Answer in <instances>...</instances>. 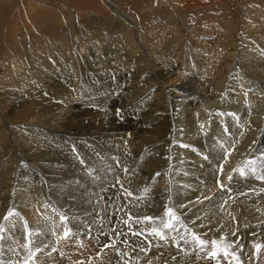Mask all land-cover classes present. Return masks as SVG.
<instances>
[{"label":"bare ground","instance_id":"bare-ground-1","mask_svg":"<svg viewBox=\"0 0 264 264\" xmlns=\"http://www.w3.org/2000/svg\"><path fill=\"white\" fill-rule=\"evenodd\" d=\"M7 1L0 0V54L3 44L8 45L9 54L0 56V62L18 59L20 68L13 69V80L23 88L31 74L48 68L34 50L52 54L51 62L67 78L63 83L59 81L57 90L51 89L57 96L62 95L55 97L61 103L42 104L40 99L32 97L27 102L18 101L13 105V112L7 114L9 119L23 117L38 123L26 127L24 149L20 150L6 137L7 122L0 124V264H14L17 256L21 259L24 256L22 264H44V257L52 262L57 256L56 248L64 253L66 249L72 252L71 256L63 255L62 264H81L78 261L82 256L81 248L86 245L79 241L86 238L82 230L89 231L92 256L91 263L83 264H121L122 260L124 264H185V258L191 264H215V259L208 255L213 239L218 244H231L229 251L236 255L239 247L253 251V246L260 244L264 249V156L256 151L259 142H264V72L261 62L256 60L257 51L264 49L263 3L259 2L260 10H253V24H248L250 20L247 24L239 23L237 10L229 8V17L219 28L220 35L226 38L223 40L226 49L203 46L195 52L190 42L192 38L198 41L199 29L194 25L183 29L177 13L197 17L198 10L192 6L206 5L202 0H172L175 6L179 4V10L167 8L164 0H114L113 4L109 3L110 8L105 0ZM116 1L127 8L119 9ZM227 1L231 4V0ZM128 9L134 13L141 10L143 19L151 9L160 14L151 17L149 23H141L143 30L137 35L126 13ZM140 15L137 16L141 20ZM155 19L159 21L156 23ZM171 20L175 22L174 30L155 37L164 28L163 21ZM90 21L92 30L85 28V24H92ZM118 21L124 22L117 24L124 29L121 38L103 33V26ZM32 29L37 31L31 33ZM147 29L150 35L146 36ZM164 44L169 46L168 50L166 46L159 50ZM22 49L28 50L30 65L23 63ZM87 50L91 58L84 56L83 65H78L69 55L74 52L77 56L76 53ZM159 51L166 55H160ZM143 52L145 57L140 64ZM123 61L127 62L126 70L119 74L117 65ZM180 62L182 69H188L184 72L191 73V79L189 74L182 75L178 71ZM60 64L67 67V71H63ZM104 65L109 69L97 72ZM189 69H196L200 76L192 75ZM246 73L256 77L260 86L246 80ZM196 77L201 79L197 78V82L193 80ZM243 79L244 83L237 89ZM157 82L165 83L164 87H157ZM1 83L14 90L17 88L6 79ZM168 87L172 91L165 90ZM25 94L28 97V93ZM4 102L0 97V104ZM165 102L167 108L163 106ZM82 104L89 107L78 111ZM43 113L51 115L39 120ZM93 115L97 116L96 121ZM0 120L4 121L3 115ZM65 143L76 152V156L66 157L68 160L61 151ZM39 144L53 145L57 150L45 157L38 150ZM50 150L45 153L50 154ZM55 154L58 157H54ZM50 161L60 166L54 164L52 168ZM51 168L57 173L56 177ZM242 169L250 188L248 193L245 189V195L235 189L243 181L239 176ZM47 171L51 175L46 174ZM46 190L51 197L44 196ZM59 192H64L69 201L60 203L65 194L61 197ZM89 192L94 194L91 203L101 199L104 206L100 221L96 208L89 206ZM239 194L248 196L257 208L252 212V219L240 208L245 197ZM78 196L85 204L83 209L80 207L84 218L67 220L74 224V230L68 228L66 221L55 219L50 225L55 227L56 237L52 239L58 244L51 245L38 214L45 217L46 207L52 202L60 211L69 209L67 212L73 215L71 208ZM166 208L181 222L184 220V224L176 226L177 231H183L185 226L209 241L203 250L196 247L197 259L193 255L196 251L180 250L176 247L178 244H170L166 236L161 240L150 233L152 228L163 229L162 222L169 219L165 215ZM145 216L153 219L146 221ZM66 228L67 236L64 235ZM107 230L110 232L106 236L98 234ZM164 233L171 235L172 231L166 229ZM221 236L223 241H220ZM27 250L32 259L25 257ZM215 258L221 261L223 252L219 251Z\"/></svg>","mask_w":264,"mask_h":264},{"label":"rangeland","instance_id":"rangeland-1","mask_svg":"<svg viewBox=\"0 0 264 264\" xmlns=\"http://www.w3.org/2000/svg\"><path fill=\"white\" fill-rule=\"evenodd\" d=\"M2 1H6V2H8L7 0H2ZM103 2H104V0H102ZM106 1V6H107V8H110V5L111 4H113L114 2H112V1H114V0H105ZM165 1V3H166V5H167V8H171V9H174V10H179V8L177 7L179 4H177L176 6L173 4V1L172 0H164ZM203 2H206V5H203V6H199V5H196L195 6V4L192 6L194 9H197L198 10V16L197 17H195V16H191L189 13H186L185 14V16H184V14H182V13H180L179 14V12L177 13V15H178V23H179V20H180V23H181V26H182V28L183 29H186L187 27H189V26H192V25H194V26H196L198 29H199V32L201 33H197V35L198 36H196L197 38L199 37V39H198V41L196 42V40H192L191 39V44H192V46L195 48L194 50H195V52H199V50H198V48L199 47H206V46H208V47H210L211 49H213V50H220L219 48L220 47H222V48H225L226 49V45H225V43L223 42V40L224 41H226V38H224L223 36H221L220 35V33L222 34V31H221V29H219V28H221V25L223 24V22H224V20L225 21H227V19H228V17H229V8H231V7H233L235 10H237V14H238V22L239 23H241V21H242V23L244 22V23H246L247 24V22H248V24L250 23V24H253V19H252V16H254V12H253V10H260L259 9V7H260V3L259 2H261V3H263V6H264V0H231V4H229V3H227L228 1L227 0H222L221 2L223 3H221L220 2V0L218 1V0H211V1H209V0H202ZM224 1L226 2L225 4H224ZM256 1V2H255ZM61 2V1H60ZM256 3V5H254L255 3ZM109 3H111V4H109ZM116 3V5L118 6V8L119 9H123L124 10V8L123 7H126L125 5H124V3H118L117 1L115 2ZM169 3V4H168ZM254 3V4H253ZM252 4H253V6H252ZM258 4V5H257ZM260 4V5H259ZM7 5V4H6ZM153 5H154V7L156 6V3H153ZM223 5H224V8H223ZM12 8H13V5H12V3H11V5H10ZM9 6V7H10ZM221 6H222V8H221ZM127 8V7H126ZM205 9V10H204ZM141 10H137L135 13L134 12H132V11H130L129 9L126 11V13H127V15H129L128 16V18H130V20H131V22H132V24H134L132 27L134 28V30H135V32H136V34L137 35H139L141 32H142V28H141V25L142 24H144L143 22H146V21H148L147 23H149V22H151V17L152 18H154L155 16H158L157 14H160V13H157L156 14V12H154V10L153 9H151L150 11H149V15L145 18V19H143L142 18V15H140L141 14V12H140ZM173 12V11H172ZM244 12H246L245 14H244ZM174 13V12H173ZM137 15H140L141 16V20L138 18V16ZM246 15V16H245ZM247 15H250L249 17L247 16ZM263 15V16H262ZM262 15H260V16H262L263 17V21H264V13L262 14ZM174 16H176L175 14H174ZM225 16V17H224ZM259 16V18H261ZM182 17V18H181ZM203 17V18H202ZM217 18V19H216ZM226 18V19H225ZM247 18V19H246ZM249 18V19H248ZM197 19H199V20H197ZM150 20V21H149ZM175 20H177V16L175 17ZM214 20V21H213ZM223 20V21H222ZM240 20V21H239ZM120 21V20H119ZM118 21V22H119ZM155 21H156V23L159 21V19H155ZM253 21V22H252ZM116 23V22H113V24H112V22L108 25H106L105 27L103 26L102 28H103V30H104V34H106L107 32H108V34H112V36L114 37V38H121L122 36H123V34H124V29H120V28H118V26H117V24H119V25H123V23L124 22H119V23ZM90 23H92V24H85V28L87 27L88 29H90V30H92V25H93V22H91L90 21ZM142 23V24H141ZM179 23V24H180ZM175 22L174 21H169V22H166V21H163V25H164V28L161 30V31H159V34L158 35H156L155 37H160V36H162V35H164V34H166V33H170V29L171 30H174V28H175ZM221 24V25H220ZM148 25H150V24H148ZM162 25V24H161ZM171 25V26H170ZM173 25V26H172ZM207 25V26H206ZM218 25V27H216ZM110 26H112L111 28H109ZM171 27V28H170ZM210 29H209V28ZM253 27V26H252ZM33 28H35V27H33ZM169 30H168V29ZM213 30H212V29ZM208 29V30H207ZM218 29V30H217ZM212 30V31H211ZM215 30V31H214ZM35 31H37V29H32L30 32L32 33V32H35ZM91 32H93V31H91ZM152 32H153V30H152ZM156 32H157V30L155 29V34H156ZM102 34V33H101ZM144 34V33H143ZM145 34H146V36L147 35H150V30H148L147 29V31L145 32ZM200 34V35H199ZM208 34V35H207ZM214 34V35H213ZM217 34V35H216ZM26 38H28V36L27 35H24ZM107 36V35H106ZM203 36V37H202ZM206 36V37H205ZM219 36V37H218ZM102 37V36H101ZM195 37V38H196ZM194 38V39H195ZM196 38V39H197ZM204 40H203V39ZM215 38V39H214ZM222 38V39H221ZM166 39V38H165ZM1 40H4L3 38L1 39ZM206 40H208V41H206ZM220 40V41H219ZM203 41V42H202ZM239 41V40H238ZM105 42H106V38H105ZM196 42V43H195ZM166 43V42H165ZM217 43H219L218 45H217ZM199 44V45H198ZM142 45V44H141ZM144 45H145V43H144ZM146 46V45H145ZM164 46H166V44H164L163 45V47H162V49L161 48H159V50H163V48H164ZM166 48V50H168V48H169V46H166L165 47ZM197 48V49H196ZM217 48V49H216ZM106 50H109L108 49V47H106ZM106 50L104 49V52H106ZM72 51H75V50H72ZM72 51H69V52H72ZM161 51H159V53H160V55H163V56H165L166 54H164L163 52H161ZM22 52H24V56H25V58H28V59H25V58H23L24 59V61H23V63L25 62V63H28L29 65H30V63H31V60H30V58H29V52H28V50L27 49H22ZM34 52H35V54H37L40 58H41V60H42V63H47V65H48V68L46 69H39L38 70V72L37 73H34V74H31L32 75V77H31V79L29 80V81H26L25 83H24V85H23V88H21L20 86H19V83L18 82H16V81H14L13 80V76H12V73H13V69L14 68H20V62H18V59H15V60H11V59H6L7 60V63L6 62H0V97L3 99V100H5V102L3 103V104H0V115H3V120L5 121H1L0 120V124L1 125H5V123L7 122V129H6V131H5V135H6V137H9L11 140H12V142H14L15 143V145L20 149V150H22V149H24V146H23V144H22V142H27V140H25L24 141V136L26 135V127L27 126H29V127H33V125L35 126V125H37L38 123L36 122H34V121H32V120H26V119H23V117L20 119V118H15V119H9V117L7 116V114L8 113H10V111L11 112H13V105H15L16 103H19V102H21V103H23V102H27V99H32V97H33V99L36 97L37 99H40L41 100V102H42V104H45L46 102L47 103H54V102H60L61 103V100H55L56 98H60V96H62V95H59L58 94V96H57V93H55V92H53L52 90H57L56 88H58V87H60V82L61 83H63V82H65V79L67 78V76H66V74L65 73H63V72H61V69L60 68H57V67H55V63H53V61L51 62V57H52V54H46V53H44V52H39V51H37V50H34ZM39 52V53H38ZM73 54H69L71 57H72V59H73V61L74 62H77L78 63V65H83V63H84V56H86V57H90L91 58V56H89V53H88V50H87V52L86 53H81V54H78V53H76L77 54V56L74 54V52H72ZM9 54V52H8V45L7 44H3V48L1 49V54H0V56H7ZM40 54V55H39ZM45 54V55H44ZM85 54V55H84ZM80 55V56H79ZM145 55V53L143 52V53H141L140 54V56H141V58L139 59V63L140 64H142L143 63V60H144V58H143V56ZM257 58L258 59H256V60H259L260 62V65H261V67L260 68H262V70H263V72H264V49H262V50H260V52L259 51H257ZM58 56V55H57ZM145 57V56H144ZM6 58V57H5ZM80 58V59H79ZM59 60V59H58ZM77 60V61H76ZM142 60V62H140ZM11 61V62H10ZM44 61V62H43ZM138 64V63H137ZM60 65H62V64H60ZM127 65V62L126 61H123V64H119V65H117V70L119 71V74H121L120 72L121 71H125L126 70V68H124V66H126ZM180 66H179V72L181 71L182 72V75H184V74H189L188 76H189V78H190V72H184V70H188L186 67H184V69H182V63L180 62V64H179ZM46 66V65H45ZM76 66V65H75ZM105 67H101V69H99L97 72H101V70H105V71H107L109 68L107 67V65H104ZM157 66H160V64H159V62L157 63ZM239 66V64L237 65V67ZM60 67H62L64 70L63 71H67L65 68H67V67H65V66H60ZM77 67V66H76ZM138 69H139V66H136ZM164 67V66H163ZM161 68V67H160ZM92 70V68L90 69V74L92 75L93 74V72L91 71ZM95 70H97V69H95ZM103 70V71H104ZM183 70V71H182ZM39 71H42V74L41 73H39ZM53 71H55V72H58V73H54ZM88 71V70H87ZM189 71H192V75H194V76H196V74L198 75V76H200V74L197 72V70L196 69H192V70H190L189 69ZM50 72V73H49ZM62 73V74H61ZM105 74V73H104ZM90 75V76H91ZM246 75V80H251L253 83H254V85H256L257 87L258 86H260V81L259 80H257V78L256 77H254V76H250L248 73H246L245 74ZM63 76H64V78H63ZM213 76V75H212ZM50 78V79H49ZM197 78H199V79H201L200 77H196V79L195 78H193V80H196L197 82H198V79ZM4 79H6V80H9V81H11L15 86H17V88H16V90H14L13 88H9L8 86H6V85H4V84H2L1 82L4 80ZM45 79H47L48 81H45ZM191 79V78H190ZM42 80H43V82H42ZM50 80V81H49ZM46 83H45V82ZM60 81V82H59ZM56 84H55V83ZM201 82V81H200ZM244 83V79L241 81V82H239V84L237 85V89H239L240 87H241V85ZM48 84V85H47ZM164 85H165V83H163V82H157V87H164ZM32 86H34V88H32ZM52 86V87H51ZM41 88H42V90H43V92H40V90H41ZM31 89H34V90H31ZM52 89V90H51ZM24 90L25 91H27V92H24ZM41 90V91H42ZM164 90V89H163ZM165 90H167V91H172V89L170 88V87H168V89H165ZM11 91V92H10ZM17 91V92H16ZM31 92H33V94L31 93ZM190 92H192V91H190ZM6 93V94H5ZM12 93V94H11ZM18 93V94H17ZM23 93V94H22ZM25 93H28V97H27V94H25ZM40 93V94H39ZM11 94V95H10ZM30 94H32V95H30ZM56 94V95H55ZM42 97H41V96ZM15 96V97H14ZM29 96H31L30 98H29ZM38 96V97H37ZM191 96V95H190ZM264 96V95H263ZM9 97V98H8ZM44 97V98H43ZM56 97V98H55ZM201 98V97H200ZM202 98H204V96L202 95ZM231 98V100L233 101V102H235V99L233 98V97H230ZM229 98V99H230ZM233 98V99H232ZM13 99H15V100H13ZM21 99V100H20ZM45 99H47V101L45 100ZM50 100H52V101H50ZM10 101V102H9ZM19 101V102H18ZM245 104H248V102L247 101H245ZM264 105V104H263ZM108 106V105H107ZM107 106H105V108L106 109H108V107ZM164 108H167L168 107V104L165 102L164 103ZM245 107H247L246 105H244ZM84 107V108H83ZM89 106H83V104H82V106H79V109H78V111L80 110V109H85V108H88ZM110 111H111V109H110ZM212 111H215V110H212ZM242 111V110H241ZM99 113L100 112H98V114H96L97 116L99 115ZM44 114V113H43ZM41 114V116H40V119L39 120H43V119H46V118H48V117H50V113L49 114ZM241 114H243V111L241 112ZM59 116H61V115H59ZM97 116H94L93 115V119L96 121L97 120V118H94V117H97ZM22 119H23V121H22ZM38 118H36L35 120H37ZM15 120V121H14ZM2 122V123H1ZM84 122H86V120L84 121ZM28 123V124H27ZM20 134H22L23 135V137L21 136V138H20ZM55 142V141H54ZM238 143V142H237ZM260 143V146H258V149H256V151H257V153L258 154H260V155H262V157L264 156V142H262V141H260L259 142ZM212 144V143H211ZM22 145V147H20ZM43 146V147H42ZM44 146H45V148H44ZM52 146L53 145H46V144H39L38 145V150H39V152H41V153H43V155H45V157H49V156H51V153H53V152H56V150H57V147L56 146H53V148H52ZM260 147V148H259ZM50 148H52L51 150H50ZM55 148V149H54ZM50 150V154L49 153H45V152H48V150ZM46 150V151H45ZM53 150V151H52ZM60 151V150H59ZM63 153H64V158H65V160H68L69 159V157H71V156H76V152H75V150H74V148H71L70 147V145L69 144H66L65 143V145L63 146V148H62V150H61ZM259 151V152H258ZM263 151V152H262ZM71 152V153H70ZM47 154V155H46ZM68 155V156H67ZM54 157H58L57 156V154H55V156ZM54 157H52V158H54ZM68 159H67V158ZM51 158V159H52ZM264 158V157H263ZM76 162H78L79 161V159H76L75 160ZM32 163H33V161H31ZM46 162V161H45ZM49 164H51V161H50V163ZM54 164H56V167L57 166H60V164H58V163H55V162H53L50 166L53 168V166H54ZM55 167V168H56ZM50 169V170H52V172H53V177H56V172L55 171H53V169ZM243 171H244V169H242ZM245 172V171H244ZM46 174H50L51 175V173H49V171H47V172H45ZM239 176H241L242 178V180L244 181H240L239 183L241 184L239 187H236L235 189L238 191V193H240V191H242L243 193H244V195L246 194V193H248V191L247 190H249L250 188H248V184H247V181H246V179L243 177V175H239ZM246 177V176H245ZM247 178V177H246ZM236 179H238V177L235 175V178H234V183L236 184V182H235V180ZM229 182V181H228ZM233 182H231V184H234ZM238 183V182H237ZM249 183V182H248ZM234 184V185H235ZM239 188V189H238ZM242 188V189H241ZM247 188V189H246ZM5 189H7V188H5ZM234 189V190H235ZM243 189H244V191H243ZM245 189H246V193H245ZM7 191H8V189H7ZM49 194L48 193V191L46 190L45 191V197L46 198H49V197H51L50 195H47V194ZM8 194V193H7ZM59 194L61 195V197H63V195L65 194L64 192H62V193H60L59 192ZM89 194H90V192H89ZM47 195V196H46ZM92 195V196H91ZM93 193L92 194H90V196H89V198L87 199V200H89L88 202H89V206H92L93 208H96V215H97V219L100 221L102 218H103V214H104V206L102 205V202H101V199H100V203L97 201V200H93V203H91L90 202V200H92L93 199ZM240 195V194H239ZM240 196H242V198H247L248 196H243L242 194L240 195ZM64 197L65 198H62V202H60V203H66L67 201H69V197H67V195L65 194L64 195ZM244 198V202L242 203V204H244V205H242V206H240V208L244 211V212H247L248 213V215H249V218L250 219H252V216H253V210L255 209V210H257V208L256 207H254L253 206V204H251L250 203V198L248 197V200L247 199H245ZM138 198H136V199H134V200H137ZM140 200H141V198H139ZM249 201V202H248ZM5 202L7 203V206H8V202H7V199L5 200ZM248 202V203H247ZM5 203V204H6ZM48 204H51V205H47V207H46V211H45V213H46V215H45V217L44 216H41L40 214H38V216L41 218V222L40 223H42L43 225H42V227H43V229L45 228H47V227H50V228H48L49 230H51L50 232H49V230L48 229H44V231L46 232V234L48 235L47 237L51 240V242H52V244L51 243H48V244H51V245H53L54 243H55V245L56 244H58L57 242H56V239L55 240H53L52 239V237H54L55 236V231H54V228H53V224H52V226L50 225L51 223H53L54 222V220L55 219H57V221H66L67 222V224H69L68 225V228H70V230H74L75 228V226H73L74 224L71 222V221H67L68 219L69 220H71V218L72 219H75V217H81V218H84V212H82V211H80L81 209H80V207H82V209L85 207V204H84V201L82 200V198H80L79 196H78V198H77V201L75 202V204L72 206V208H71V211L73 212L72 214L73 215H70L67 211L69 210V209H65L64 211H63V209H62V211H60L59 210V208H58V206L56 205V204H54V203H48ZM250 204V205H249ZM252 206V207H251ZM54 207H55V209H54ZM91 207V208H92ZM245 207V208H244ZM251 207V208H250ZM52 208V209H51ZM74 211H73V210ZM77 209V210H76ZM55 210H56V212H55ZM54 211V212H53ZM58 211V212H57ZM58 213V214H57ZM53 216H52V215ZM57 214V215H56ZM50 215V216H49ZM214 215V214H213ZM56 216L58 217V218H56ZM61 216H63V217H66L64 220H61L59 217H61ZM259 218H261V217H259ZM43 220H44V222H43ZM50 220H52V221H50ZM46 221V222H45ZM56 221V222H57ZM180 221V223L179 224H181L182 222V224H184V220H182V222H181V220H179ZM47 223H48V225H47ZM159 224V223H158ZM157 224V225H158ZM178 224V225H179ZM181 224V225H182ZM182 227V226H181ZM74 228V229H73ZM36 229V228H35ZM160 229V228H159ZM182 229H183V231H177V229H175V230H173L172 231V233H171V235H166V233H164L165 231H166V229H161V231L165 234V236L169 239V243L170 244H173V243H175V244H178L176 247H178L180 250H182V249H184L185 251H188V250H186V249H191V250H194V251H196V252H194V257L198 254V251L197 250H195L196 249V247L191 243V238H190V236L189 235H187V234H185V226L184 227H182ZM2 230V227H1V224H0V231ZM40 230V229H39ZM42 231V230H41ZM82 232V234L86 237L85 239H83L82 238V236H80L82 239L81 240H79V241H83L84 242V244L83 245H85V246H83L82 248H81V250H82V256L79 258V260L78 261H80V263L81 264H83L84 262H86V261H88V262H90L91 263V261H90V259H91V255H90V253H89V249H90V235H88L89 233V231L87 230V231H84V230H82L81 231ZM109 232H110V230H107V232H105V233H103V231H100L98 234L99 235H108L109 234ZM177 232V233H176ZM42 233H43V231H42ZM88 233V234H87ZM175 234V235H174ZM177 234V235H176ZM51 235V236H50ZM79 237V235H77V233H76V237ZM175 236V237H174ZM178 237V240L176 239L177 237ZM56 237V236H55ZM54 237V238H55ZM171 237H173L172 239H171ZM181 237H183V238H181ZM238 238V237H237ZM175 239H176V241H175ZM240 239V238H239ZM174 242H173V241ZM86 241V242H85ZM172 242V243H171ZM9 245H11V243L9 244L8 243V246ZM75 247H77V246H75ZM95 247V246H94ZM67 250V252H61L60 251V249H57L56 248V254H57V256L56 257H54V260L51 262L50 261V259H48L47 257V259H45V257L42 259V262H46V263H44V264H48V262H50V264L51 263H53V264H62V262L61 261H63V255H65V256H71V254H72V252H68V249H66ZM231 250V249H230ZM245 250H246V253H245ZM253 251H251V250H248L247 248L245 249V247H244V249L243 250H241L240 249V247H239V251H237V257H238V260L240 261V264H264V249H263V247L259 250H257V249H252ZM263 250V252H262V255H260L259 254V252H261ZM242 251H244V254H243V252ZM248 251V252H247ZM15 252H17V251H15ZM182 252H184V251H182ZM29 253V251L27 250V251H25L24 252V254H25V257L27 258V259H29L30 257V259H32V256L31 255H29L28 254ZM62 253V254H61ZM67 253V254H66ZM239 253V254H238ZM252 253H254V257L252 258L251 256H252ZM16 254H18V253H16ZM26 254H28V255H26ZM83 254H85V255H83ZM255 254H256V256H255ZM257 254H258V256H257ZM19 255V254H18ZM247 255V256H246ZM242 256V257H241ZM250 256V258H248ZM261 257V258H259L258 259V257ZM24 257V256H23ZM23 257H22V259H23ZM83 257H84V259H83ZM85 257H86V260H85ZM90 257V258H89ZM13 258H15V256L13 255ZM225 256H224V260L222 259L221 261H217L218 259L217 258H215V264H227L229 261H230V263H228V264H236V261H234L232 258H229V257H227V258H229V259H227L226 261H225ZM20 259V260H19ZM19 256H17V259L16 260H14V261H16L14 264H22L21 263V260H22ZM195 259H197L196 257H195ZM243 261H242V260ZM83 260V261H82ZM232 260H233V262H232ZM249 260V261H248ZM186 263L185 264H191V262H188V259H186L185 258V260H184ZM192 262H193V260H192ZM209 263H211L210 261H208ZM221 262V263H220ZM248 262V263H247ZM157 264L158 263H160V262H156ZM37 264V263H36ZM121 264H124V262H123V260L121 261ZM165 264V263H164ZM193 264V263H192ZM195 264V263H194Z\"/></svg>","mask_w":264,"mask_h":264},{"label":"snow or ice","instance_id":"snow-or-ice-1","mask_svg":"<svg viewBox=\"0 0 264 264\" xmlns=\"http://www.w3.org/2000/svg\"><path fill=\"white\" fill-rule=\"evenodd\" d=\"M225 155H227V153H225ZM240 174L244 175V171L241 170ZM217 183L219 184V181H217ZM220 187L223 188L224 186L220 185ZM9 211L11 212V210H9ZM165 215L168 216L169 219L162 222L163 229H167V230H169V232H171V231L175 230L176 226L180 223L179 218L176 217L172 213V210L170 208H166ZM60 219L64 220L65 217L61 216ZM143 219L148 221V220H152L153 218L145 216V217H143ZM150 233H152L155 236L159 237L161 240H164L166 238L165 234L159 228L150 229ZM185 234L189 235L191 237V243L195 247H197V248H199L201 250L205 249L209 245V241L199 238L194 233H191L190 230H188L187 228H185ZM64 235L65 236L68 235V229L67 228L65 229ZM181 238H183V237H181ZM223 240H224V237L221 236L220 237V241H223ZM210 244H211V251L208 252L209 256H211V257H213L215 259V257L217 256V253L219 251H222L223 255L226 258L231 256L232 259L234 261H236V264H240V261L238 260V258L236 256V253L229 251L231 249V247H232L231 244H218V241L216 239L211 240ZM253 247L258 250V249H260L262 247V245L255 244Z\"/></svg>","mask_w":264,"mask_h":264}]
</instances>
